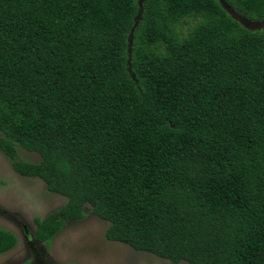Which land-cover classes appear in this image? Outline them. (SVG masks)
Masks as SVG:
<instances>
[{"label": "trees", "instance_id": "trees-1", "mask_svg": "<svg viewBox=\"0 0 264 264\" xmlns=\"http://www.w3.org/2000/svg\"><path fill=\"white\" fill-rule=\"evenodd\" d=\"M0 152L66 200L34 219L46 246L89 205L171 264H264V30L218 0H0Z\"/></svg>", "mask_w": 264, "mask_h": 264}, {"label": "rangeland", "instance_id": "rangeland-1", "mask_svg": "<svg viewBox=\"0 0 264 264\" xmlns=\"http://www.w3.org/2000/svg\"><path fill=\"white\" fill-rule=\"evenodd\" d=\"M142 0H138L141 6ZM242 26L264 30V23H253L237 16L223 0H218ZM197 18L186 19L182 30L192 28ZM17 158L38 162L39 156L17 149ZM65 198L48 192L38 178L21 177L0 152V229L14 234L16 246L0 256V264H171L152 254L138 252L130 246L106 240L109 223L97 218L85 205V217L68 221L52 239L49 246L35 240L34 219H43L60 209ZM179 264H187L181 262Z\"/></svg>", "mask_w": 264, "mask_h": 264}]
</instances>
